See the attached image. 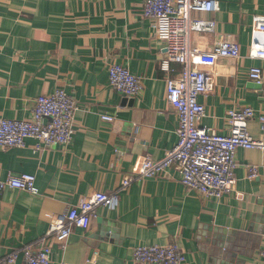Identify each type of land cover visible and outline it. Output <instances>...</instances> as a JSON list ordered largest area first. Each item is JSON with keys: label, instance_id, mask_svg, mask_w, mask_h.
I'll list each match as a JSON object with an SVG mask.
<instances>
[{"label": "crops", "instance_id": "0c3cea01", "mask_svg": "<svg viewBox=\"0 0 264 264\" xmlns=\"http://www.w3.org/2000/svg\"><path fill=\"white\" fill-rule=\"evenodd\" d=\"M145 1L0 0V119L33 121L35 100L58 89L78 105L70 145L38 149L27 139L0 150V179L35 175L39 189V195L0 190V260L46 244L51 264H133L139 246L177 244L184 264H262L264 152H236L234 190L220 199L187 190L176 167L124 186L146 157L161 160L178 144L166 82L178 79L182 67L163 70L167 48L142 16ZM213 1L218 10L196 17L215 21L216 32L193 34L192 45L206 52L234 42L242 58L199 63L215 79V90L200 97L206 112L199 125L229 135L230 110L264 114V60L249 58L264 0ZM114 65L142 80L140 95L126 98L110 87ZM254 67L262 69L261 90L249 77ZM248 130L255 139L263 135L257 118ZM98 193L117 195L116 207H99L90 229L75 230L64 249L47 237L53 220Z\"/></svg>", "mask_w": 264, "mask_h": 264}, {"label": "built area", "instance_id": "2783aa9c", "mask_svg": "<svg viewBox=\"0 0 264 264\" xmlns=\"http://www.w3.org/2000/svg\"><path fill=\"white\" fill-rule=\"evenodd\" d=\"M218 10L213 0H146L143 18L153 21L157 38L167 48V59L162 68L170 71L171 65L182 67L178 79L168 78L167 99L179 118L178 144L168 151L165 157L155 161L146 157L140 164L136 177L124 182L127 187L133 180L158 177L171 167H176L181 175L182 184L189 191H196L209 198L220 199L234 190L236 184V152L239 149L259 150L264 152V114L257 117L251 107L230 110L228 121L229 135H220L211 129L199 125L205 117V107L200 97L215 90V79L199 68L204 58L241 59V49L237 43L222 41L202 52L192 45L193 34H213L217 23L213 20L197 18L196 15L211 14ZM254 42L249 58L264 60V17L256 16L253 21ZM250 79L262 85L263 73L260 67L249 72ZM110 87L126 98H135L143 91L142 80L128 69L114 65L109 69ZM78 111L76 101L64 90L58 89L48 96L35 100L32 110L33 121L0 119V150L23 147L27 139L37 141V148H49L55 145L68 146L73 142L75 115ZM258 119L263 135L260 139L252 137L248 130L249 123ZM105 121H113L109 115H101ZM251 176H258V169L251 170ZM6 188L39 195L36 177L31 174L9 175L0 179V190ZM117 195L98 193L87 201L58 216L51 222V237L61 248L75 230L88 231L92 218L99 207H116ZM43 242V241H42ZM22 253L23 261L18 263ZM51 248L44 244L35 248L34 244L14 251L0 264H51ZM264 264V251L261 253ZM186 255L177 244L167 246H139L133 251V264H184ZM68 264V263H61Z\"/></svg>", "mask_w": 264, "mask_h": 264}, {"label": "water", "instance_id": "95a60500", "mask_svg": "<svg viewBox=\"0 0 264 264\" xmlns=\"http://www.w3.org/2000/svg\"><path fill=\"white\" fill-rule=\"evenodd\" d=\"M258 89L261 90L262 89V85L258 84Z\"/></svg>", "mask_w": 264, "mask_h": 264}]
</instances>
